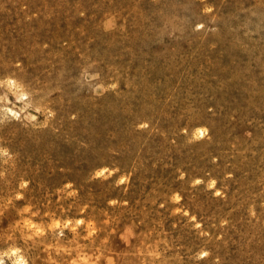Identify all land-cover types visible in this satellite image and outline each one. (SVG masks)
<instances>
[{"label":"rangeland","instance_id":"1","mask_svg":"<svg viewBox=\"0 0 264 264\" xmlns=\"http://www.w3.org/2000/svg\"><path fill=\"white\" fill-rule=\"evenodd\" d=\"M264 264V0H0V264Z\"/></svg>","mask_w":264,"mask_h":264},{"label":"bare ground","instance_id":"2","mask_svg":"<svg viewBox=\"0 0 264 264\" xmlns=\"http://www.w3.org/2000/svg\"><path fill=\"white\" fill-rule=\"evenodd\" d=\"M3 264V263H2ZM16 264H17V261H16Z\"/></svg>","mask_w":264,"mask_h":264}]
</instances>
